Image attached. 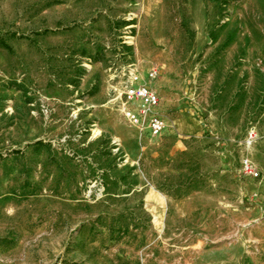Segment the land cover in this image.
<instances>
[{"label":"rangeland","instance_id":"obj_1","mask_svg":"<svg viewBox=\"0 0 264 264\" xmlns=\"http://www.w3.org/2000/svg\"><path fill=\"white\" fill-rule=\"evenodd\" d=\"M0 264H264V0H0Z\"/></svg>","mask_w":264,"mask_h":264},{"label":"built area","instance_id":"obj_2","mask_svg":"<svg viewBox=\"0 0 264 264\" xmlns=\"http://www.w3.org/2000/svg\"><path fill=\"white\" fill-rule=\"evenodd\" d=\"M124 83V113L128 120L135 125L146 127L153 137L161 136L167 129L166 120L155 112L160 103L157 92L148 84L143 83L139 70L134 66H128ZM158 77V70L153 68L148 75L149 80ZM256 132H250V142L255 140ZM242 170L246 175H254V168L249 160L243 161Z\"/></svg>","mask_w":264,"mask_h":264},{"label":"crops","instance_id":"obj_3","mask_svg":"<svg viewBox=\"0 0 264 264\" xmlns=\"http://www.w3.org/2000/svg\"><path fill=\"white\" fill-rule=\"evenodd\" d=\"M188 123L190 124V127L188 128L187 126L186 127L183 126L185 129H194V131H196L201 127L198 120L196 118H193V117L189 119Z\"/></svg>","mask_w":264,"mask_h":264}]
</instances>
